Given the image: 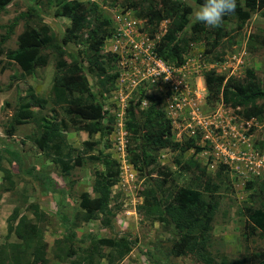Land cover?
<instances>
[{"label": "trees", "instance_id": "16d2710c", "mask_svg": "<svg viewBox=\"0 0 264 264\" xmlns=\"http://www.w3.org/2000/svg\"><path fill=\"white\" fill-rule=\"evenodd\" d=\"M191 1L125 0L126 11L136 12L138 17L147 20L150 28L158 31L167 22L166 33L157 41L156 52L158 57L176 66L185 64L184 56L188 55L193 43L206 41L207 54L211 55L220 49L223 38L228 34L221 27L209 28L202 22L192 25L195 7H200L204 0ZM13 2L0 0V15ZM44 2L38 0L27 11L20 13L10 25L0 26V29L5 30V34L0 35V56L6 52L9 65L15 64L27 75H32L36 70L48 67L53 57L56 67L49 98L39 100L30 89L26 98H20L12 121L5 130L12 138L19 127L31 125L33 131L26 139L43 151L52 166L59 168L66 183L80 168L99 167L94 172V195L83 192L79 196L74 217L68 213H59L67 233L64 239L56 242L53 255L58 264H119L133 252L137 240L124 236L97 238L90 234L82 240V246L74 244L77 241L75 229L93 221L100 220L102 228L115 232V219L121 209L118 203L112 207V203L117 202L119 197L113 196V189L120 179V163L98 147L100 142L94 141L97 136L104 138L113 132L107 122L108 112L103 109V99L107 101L117 78L112 66L115 57L104 55L103 49L106 41L113 36L114 28L111 20L103 17L105 15L98 4L79 0H46V9L54 8L55 17L70 21L65 32L58 37L44 22L38 8ZM111 3L112 7L118 4L117 0ZM236 3V11L226 15L223 24H236L238 30L247 26L253 14L264 11V0H236ZM261 16L264 18V12ZM21 25L23 32L17 39V48L6 51L5 46ZM69 47L79 49L72 52ZM204 79L210 104L220 102L238 111L247 123L264 122V87L254 70L248 69L243 78L233 77L228 80L224 75L208 72ZM148 85L146 83L138 90L135 95L138 101H132L127 109V130L131 134L128 137L127 152L136 170L146 182H150V187L140 192L143 202L137 208L139 215L144 220L159 223L163 234L170 235L163 247L159 246L162 245L160 243L150 244L159 246L163 261L192 257L199 264H264V252H252L235 261L213 256L210 236L222 186L215 184L212 179L204 180V170L203 176H197L190 187L170 190L169 193L164 190L173 181L174 172L160 166V151L172 149L185 153L195 148L199 153L202 148L194 141L181 146L174 140L172 121L165 109L164 100L148 95ZM145 100L149 102L147 108L143 107ZM80 132L90 136V140L83 143V151L68 143L70 134L77 135ZM2 146L5 145L0 142V171H5L2 168L5 159L10 164L16 162L20 171L25 159L24 149L12 150L8 147L3 150ZM110 148L111 145L107 144L106 150ZM257 148L263 153L264 143H258ZM177 163L187 172L194 165L202 170L197 162L191 161L185 165L179 161ZM27 172L42 190L50 189L61 197V207L68 205L64 200L70 195L69 191L73 190L74 184H67L68 189L61 190L54 177L45 172L39 175L36 167H31ZM13 177L11 171H6L4 179L9 183L6 192L17 187ZM260 188L261 194L256 201L259 203L256 207H246L244 218L254 233L261 231L264 237V184ZM252 198H255L254 195ZM24 209L33 212L35 219L22 214ZM49 220V216L38 204L26 207L25 202L18 206L8 220V236L0 246V264H51L48 257L50 245L44 240ZM147 255L154 256L150 251ZM152 261L154 264L161 263L156 258Z\"/></svg>", "mask_w": 264, "mask_h": 264}, {"label": "rangeland", "instance_id": "374dc122", "mask_svg": "<svg viewBox=\"0 0 264 264\" xmlns=\"http://www.w3.org/2000/svg\"><path fill=\"white\" fill-rule=\"evenodd\" d=\"M43 5L38 6L43 20L48 24L55 35L61 37L70 21L67 18L55 17V9H46V0ZM86 3H95L102 9L105 18L111 20L112 27L117 33L120 27L130 24L136 32L141 33V42L145 46H155V41L163 35L166 23L158 28H150L146 20H141L134 11H126L125 0H117L115 7L110 6L116 0H79ZM40 2V1H39ZM185 3H192L191 0H184ZM38 3V0H14L7 7L6 12L0 15V26L10 25L13 20L29 7ZM41 3V2H40ZM110 3V4H109ZM199 7H195V11ZM264 11L253 14L250 22L243 29L238 30L236 24H222L221 29L228 34L223 38L220 49L208 55L204 52L202 44L191 45L187 56L185 68H181L180 78L182 79L180 91L169 94L172 90L169 85L163 86L161 80L157 84L146 87L147 94L160 97L164 100L165 109L167 108L174 121L173 136L176 142L186 143L194 141L202 148L200 153L190 150L181 153L179 150L173 151L166 149L160 151L158 155L159 164L168 167L174 172V179L164 190H177L181 187H190V184L197 178L205 175L204 180L212 179L215 184L222 186L219 194V205L214 213V222L211 231V252L218 259L223 257L229 260H237L252 252H264V237L260 231L253 230L246 225L244 216L246 207H256L259 202L261 185L264 182V151L260 153L257 144L264 143V122L256 121L246 123L238 111L224 106L220 102L210 104L208 102V91L204 81V75L208 72H216L217 75H224L227 79L243 78L248 69L255 71L258 81L264 87V18L261 16ZM192 25L197 22L194 16L191 18ZM135 23V26H133ZM219 28V27H217ZM23 32L21 25L15 35L5 46V50H15L17 48V37ZM5 34L4 29H0V35ZM154 34V35H153ZM154 36V37H153ZM113 39V37L111 38ZM72 52H77L79 48L69 47ZM213 57L215 59H213ZM211 58L214 60L212 61ZM6 52L0 57V90L6 89L9 84L16 83L14 76H20L21 70L16 65H8ZM140 65V66H139ZM177 67L176 64H170ZM120 66V65H119ZM128 74L136 83H140L143 73H138V69H143L140 62L128 63ZM145 67H152L149 61H145ZM178 68V67H177ZM145 72V70L143 69ZM56 76L55 61L52 57L50 64L46 68L36 71L34 76L27 80L19 81L18 89L24 86L34 85L35 92L45 98L51 95L53 80ZM178 79V78H177ZM90 81L93 83V78ZM125 83L117 92L111 93L107 101L103 99V108L108 112L107 122L113 128L111 136H97L94 141L100 142L98 147L105 149L107 144L111 145L110 152L120 159L121 174L116 187L113 189V196L119 195L115 203L121 206L115 219V232L102 228L100 220L90 224H84L76 228L77 247L83 245L82 240L87 239L90 234L97 238H112L113 236H124L132 240H137V246L133 252L119 264H154L153 259L159 260L160 264H199L192 257L173 258L163 261L159 246L163 247L169 234H163V228L159 223H152L144 220L139 215L138 206L143 199L140 196L142 190L150 187V182L136 170L128 159V137L127 130V109L132 105V101H138L137 92L146 83L134 85ZM16 88L10 91L0 92V142L12 150L24 149V164L19 171V165L15 162L7 167L13 169L17 187L11 194H5L0 198V245L6 241L7 219L13 209L19 204L26 202V207L31 204H38L41 209L49 216V223H46L44 240L50 245L49 259L51 264H58L53 255V249L58 240L66 236V228L59 213L74 217V213L79 205V196L83 192L94 195V172L99 167L88 166L80 168L73 173L72 178L66 183L62 178L59 168L52 166L50 160L45 156H40V152L33 146L32 142L26 137L33 131L31 125L18 128L15 136L10 138L5 128L12 121L14 107L17 106ZM10 105H7L9 104ZM148 106V104H147ZM144 105V108H147ZM110 117L112 121H110ZM175 117V119H173ZM175 132V133H174ZM88 139L86 133L70 134L69 141L75 149L83 148V143ZM25 142V144L23 143ZM230 158V159H229ZM189 162H197L202 170H198L194 165L188 172L180 167ZM31 167H36V173L43 175V172L54 177L58 187L68 189L67 184H74L69 196L64 200L67 206L61 207V197L53 193L50 189L42 190L35 180L28 174ZM54 172V173H52ZM66 192V191H65ZM254 195L255 198H252ZM256 195H258L256 197ZM115 211H117L115 209ZM114 211V212H115ZM22 214L31 219H35L33 212L25 209ZM250 234H254L250 236ZM151 243H160L158 247ZM162 242V243H161ZM87 244H85L86 246ZM152 252L153 257H149L147 252ZM107 264V262H104Z\"/></svg>", "mask_w": 264, "mask_h": 264}, {"label": "clouds", "instance_id": "9594fccd", "mask_svg": "<svg viewBox=\"0 0 264 264\" xmlns=\"http://www.w3.org/2000/svg\"><path fill=\"white\" fill-rule=\"evenodd\" d=\"M236 7H237L236 0H204L203 4L200 5V7L195 11L194 18H195V20L197 22H202L203 24H205L209 28H217V27L222 26L224 18H225L226 15L232 14V13H234L236 11ZM128 11H131V10H128ZM140 19L141 20H145V19H142V18H140ZM165 23H166L165 32L159 38V40L166 33L167 22H165ZM146 24L148 26H150L147 23V20H146ZM133 26H135V23H134ZM139 33H141V32L140 31L136 32L132 27H130V24H126L123 28L120 27V30H118L117 33L114 31L113 36H112L113 39H111L112 38L111 37L105 43V46H104V49H103V54L106 55V56L110 55V56L115 57V61L112 62V66L114 68L113 73L117 74V78H116V80L114 82V87L112 88L111 93H113V92L115 93V92L119 91V89H121V87L126 82L127 83H129V82L130 83H134L135 82L136 85H138L140 83H149L151 85V84H157V82H156L157 80H161V82H159V84L162 83L164 87L166 85H169L171 87L172 91L169 94H173V93L179 92L180 88H181V84L183 85L182 79L180 78V72L182 70L181 68L182 67L185 68V66H183V65L182 66H177L178 68L177 67H173V66L170 65L171 63H168L164 59L158 57L157 56V52H156L157 41H155L156 43H155V46H153V47H150L148 45L145 46L144 44H140L141 40H143V39H141V36H140ZM17 39H18V37H17ZM199 44H202L203 48H204V52H207L208 47L206 45V41L195 42L192 45L193 46H197ZM135 45L143 46V48L142 49L135 48ZM147 49L150 50L151 55L147 54V52H146ZM153 54H154V56H155V58L157 60L162 61L164 63V65L171 70L170 71L172 73L171 77H168V72H162V73H159V75H156L157 72L155 71V68H157V67L155 66L153 60L151 59ZM0 57H2V56H0ZM8 61H9V59H8ZM145 61H149L152 67L146 68L145 67ZM186 61H185V63H186ZM137 62H140L143 65V67H144L143 69L145 70V72L143 71V69L142 70L141 69L137 70L138 73H141V72L143 73V77L141 78L142 80L140 81V83H138V82L136 83V80H132L131 77L128 74L129 72H128L127 64L128 63H131V64L134 63L135 64ZM9 64L10 63H8V65ZM12 65H15V64H12ZM9 66H11V65H9ZM17 67L21 70V75L20 76H14V80H16V83L9 84V86L6 89H4L3 91L0 90V92L10 91L12 89V87H15L16 88V92L18 93L17 102H16L17 106H18L19 102L21 101L20 98H26L28 96V93H29L30 89H32L34 91L35 95L39 98V100H46L47 98L41 97L35 92V87L32 84L24 86V89L21 88V89H19L17 91L19 81L23 82L24 80H27L28 78L34 76V74L36 73L35 72L32 75H27L19 66H17ZM204 77H205V75H204ZM204 81H205V79H204ZM205 85H206V83H205ZM206 88H207V86H206ZM207 91H208V89H207ZM111 93H110V95H111ZM147 104L149 105V102L147 100H145L144 103H143V107H144V105L147 106ZM7 105H10V103L7 104ZM17 106L14 107V113H15V111L17 109ZM166 110H167L168 115L170 116L169 111H168L167 108H166ZM170 119H171V117H170ZM173 119H175V117H173ZM248 123H250V122H248ZM173 126H174V121H172V127ZM21 127H23V126H21ZM172 131H173V129H172ZM80 133H86V132H80ZM86 134L88 135V139L86 141H88V140H90V138H89L90 136H89L88 133H86ZM68 143H69L70 146H73L70 143L69 140H68ZM177 143H180V142H177ZM180 144H181V146H183L185 143H180ZM1 148H3V150H4V148H8V146L7 145H6V147L2 146ZM35 148L40 152V154H39L40 156L41 155L44 156L43 155V151L41 149H39L38 147H35ZM110 149L106 150V148H105V149H102V150L103 151L105 150V154L106 155H111L114 160H117L120 163V161H119L120 159L116 158L112 153L107 152V151H110ZM190 150H195L196 151L195 148L190 149ZM179 151L181 152V150H179ZM187 152H185V153H187ZM128 157H129V155H128ZM4 159H5V157H4ZM6 162H8L10 164V162L7 159H5V161H3V165H2V168L5 171H0V198L3 197L5 194H8V193L11 194V193H13L15 191V189L12 190V191H9V192L5 191V189L7 187H9V183L7 181H5V179H4L6 171H11L12 172V174L14 176L13 180L15 181V179H14L15 178V174L13 173L14 170L10 169L9 167H7ZM23 164H24V160H23ZM120 166H121V163H120ZM263 184H264V182L262 183V185ZM260 194H261V192H260ZM18 206H21V205L19 204ZM18 206H16L13 209V212L10 215V217L13 215L15 209ZM9 218L7 219V224H8ZM260 234L262 235L261 231H260ZM7 236H8V226H7Z\"/></svg>", "mask_w": 264, "mask_h": 264}, {"label": "built area", "instance_id": "2783aa9c", "mask_svg": "<svg viewBox=\"0 0 264 264\" xmlns=\"http://www.w3.org/2000/svg\"><path fill=\"white\" fill-rule=\"evenodd\" d=\"M135 48L142 49L143 46L135 45ZM146 52H147L148 55H151L149 49H147ZM151 59L153 60L155 66L157 67V68H155V71L157 72L156 75H159V73H162V72H168V77H171V75H172V73L170 72L171 70L169 68H167L162 61L157 60L155 58L154 54L152 55Z\"/></svg>", "mask_w": 264, "mask_h": 264}]
</instances>
